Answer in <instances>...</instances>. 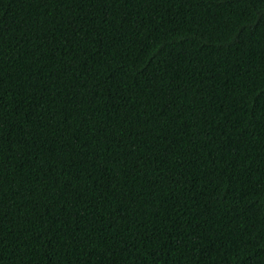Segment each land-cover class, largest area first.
Returning <instances> with one entry per match:
<instances>
[{
	"label": "trees",
	"instance_id": "1",
	"mask_svg": "<svg viewBox=\"0 0 264 264\" xmlns=\"http://www.w3.org/2000/svg\"><path fill=\"white\" fill-rule=\"evenodd\" d=\"M0 264H264V0H0Z\"/></svg>",
	"mask_w": 264,
	"mask_h": 264
}]
</instances>
